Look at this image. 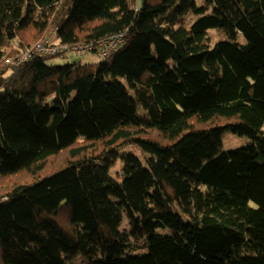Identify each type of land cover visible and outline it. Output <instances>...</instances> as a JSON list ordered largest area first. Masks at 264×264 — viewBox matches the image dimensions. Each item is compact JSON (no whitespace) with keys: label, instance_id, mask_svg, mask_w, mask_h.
I'll list each match as a JSON object with an SVG mask.
<instances>
[{"label":"trees","instance_id":"obj_1","mask_svg":"<svg viewBox=\"0 0 264 264\" xmlns=\"http://www.w3.org/2000/svg\"><path fill=\"white\" fill-rule=\"evenodd\" d=\"M118 33L96 63L13 64ZM77 259L264 264V0H0V264Z\"/></svg>","mask_w":264,"mask_h":264},{"label":"rangeland","instance_id":"obj_2","mask_svg":"<svg viewBox=\"0 0 264 264\" xmlns=\"http://www.w3.org/2000/svg\"><path fill=\"white\" fill-rule=\"evenodd\" d=\"M205 0H196L198 5H201ZM199 18V15L196 14H188L183 17L176 18V20L173 23V28L179 29L181 27H184L186 29H190L193 23ZM209 38H210V45L213 46L218 42H222L227 40L225 34L221 32L220 30H217L216 28L210 29L208 31ZM101 57H99L97 54L89 53L84 56H78L74 52H68L65 54V56H56L49 58L46 63L49 66H63L66 64H72V63H81V64H92L101 61ZM121 82H123L126 86L127 83L119 78ZM139 114H144L143 110L141 108L138 109ZM249 143V140L245 137H239L237 135H234L230 131H226L222 135V150H231L234 148H238L244 145H247ZM120 153H132L133 155L137 156L141 161L144 162L145 160V154L135 145H126L120 148ZM121 163L118 161L117 165L111 170L110 175L113 180L116 182L122 181V176L120 173ZM241 255H252L251 251H249L245 246L240 250ZM77 264H81L80 259L76 260Z\"/></svg>","mask_w":264,"mask_h":264},{"label":"built area","instance_id":"obj_3","mask_svg":"<svg viewBox=\"0 0 264 264\" xmlns=\"http://www.w3.org/2000/svg\"><path fill=\"white\" fill-rule=\"evenodd\" d=\"M125 45V33H118L97 42L79 45H65L53 41V34H51L47 39L27 49L18 60L13 62V64L19 65L21 62L34 56H65L68 52H74L78 56L97 53L102 59H107L122 50Z\"/></svg>","mask_w":264,"mask_h":264},{"label":"clouds","instance_id":"obj_4","mask_svg":"<svg viewBox=\"0 0 264 264\" xmlns=\"http://www.w3.org/2000/svg\"><path fill=\"white\" fill-rule=\"evenodd\" d=\"M125 35H126V34H125ZM126 43H127V42H126ZM125 46H126V45H125ZM124 48H125V47H124ZM124 48H123V49H124ZM123 49H122V50H123ZM120 51H121V50H120ZM120 51H119V52H120ZM94 54H97V53H94ZM86 55H87V54H86ZM97 55L99 56V54H97ZM47 57H56V56H47ZM99 57H100V56H99ZM101 59H102V58H101Z\"/></svg>","mask_w":264,"mask_h":264}]
</instances>
